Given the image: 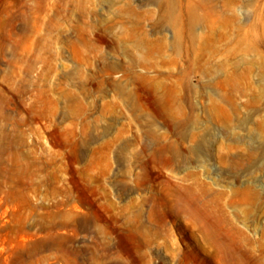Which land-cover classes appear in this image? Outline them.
<instances>
[{"label":"rangeland","instance_id":"rangeland-1","mask_svg":"<svg viewBox=\"0 0 264 264\" xmlns=\"http://www.w3.org/2000/svg\"><path fill=\"white\" fill-rule=\"evenodd\" d=\"M191 207L264 264V0H0V264H227Z\"/></svg>","mask_w":264,"mask_h":264},{"label":"bare ground","instance_id":"bare-ground-1","mask_svg":"<svg viewBox=\"0 0 264 264\" xmlns=\"http://www.w3.org/2000/svg\"><path fill=\"white\" fill-rule=\"evenodd\" d=\"M163 108H165V107H163ZM189 210H190L189 215L192 217L193 221L198 225V227L201 228L203 230V232L206 234L207 240H213L217 244V246H218L217 248L220 251L221 258L227 264H243L244 263V256L245 255L240 248H237V247L233 248L231 246H228L223 242V240L221 238L215 236L217 231L214 230V225L211 221V218L208 215H206L204 213H200V211H198V209H196L194 207H191Z\"/></svg>","mask_w":264,"mask_h":264}]
</instances>
